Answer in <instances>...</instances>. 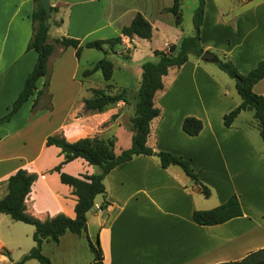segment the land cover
<instances>
[{
	"label": "crops",
	"instance_id": "crops-1",
	"mask_svg": "<svg viewBox=\"0 0 264 264\" xmlns=\"http://www.w3.org/2000/svg\"><path fill=\"white\" fill-rule=\"evenodd\" d=\"M186 2L193 12L196 7L195 0L180 1L182 23L178 27L167 11L172 0H50L51 7L57 8V20L61 19L49 29L50 40L66 36L82 45L118 36L137 13L149 23V34L122 37L117 52L110 55L114 68L109 80L103 79L100 70L82 75L102 58L100 51L84 47L77 59L73 47L54 50L48 59V104L41 95L35 111L47 112L48 131L33 150L7 152L4 146L13 132L9 131L13 118L0 123V199L7 192V178L23 169L37 175L25 199L29 214L41 220L59 213L74 218L77 197L54 170L63 155L60 148L45 145L47 136L60 135L68 142L113 137L116 155L128 149L141 64L151 59L155 50L166 51L192 34V15L188 22L184 19ZM34 6L33 0H0V117L22 89L36 60V52L26 50ZM200 38L204 51L230 59L246 74L264 60V0H205ZM43 82L44 78L37 81L38 90ZM162 83L153 100L160 113L150 122L146 144L154 151L188 159L210 194L205 197L179 167L163 168L152 155H137L117 165L104 176L105 192L95 196L86 213L87 234L92 241L98 238L103 263L221 264L264 249V141L252 110L241 111L229 127L223 124V116L240 102L234 80L213 60L190 55L179 68H170ZM122 88L129 90L128 102L120 100L101 112L84 111L82 99L91 97V89L113 94ZM253 91L264 96V77L254 84ZM34 98H29L23 110ZM189 116L202 122L195 136L182 130V121ZM61 171L78 176L99 169L76 158L63 164ZM232 194L239 199L241 216L212 226L192 220L194 210L213 208ZM33 231V226H21L0 213V249L5 247L22 257L34 246ZM41 251L51 264L92 261L85 237L69 231L58 243L44 241ZM11 261L0 251V264Z\"/></svg>",
	"mask_w": 264,
	"mask_h": 264
},
{
	"label": "trees",
	"instance_id": "trees-1",
	"mask_svg": "<svg viewBox=\"0 0 264 264\" xmlns=\"http://www.w3.org/2000/svg\"><path fill=\"white\" fill-rule=\"evenodd\" d=\"M34 1V10L31 14L32 35L26 45V50L32 49L36 52V60L30 72L27 74L22 89L11 103L6 114L0 117V123L10 121L20 107L26 103L30 97L35 95L32 103L33 113L39 97L47 91L49 85L48 59L57 47L66 49L73 47L75 56L80 57L81 50L85 48L100 51L103 56L90 69L82 71L83 76H87L100 70L104 80H109L114 68V62L110 58L111 54L117 52V48L122 43V37H132L138 35L147 37L149 34V23L144 17L137 13L131 24L122 29L121 35L107 39L87 41L80 45V41L66 36L49 39V29L57 26L61 19L53 18L57 12L56 7H51L50 15L47 17L46 11L39 0ZM181 0H172V5L167 9L174 16V23L180 27L182 14L180 8ZM205 0H197V6L192 15L193 32L189 36H184L177 44H171L166 51L155 50L153 57L145 60L141 64V80L137 92L134 96V114L130 118V125L133 130L131 146L116 155L113 151V137H84L74 142H68L60 135L47 136L45 145H54L60 148L63 155L62 161L54 167L59 173L60 181L71 187L72 193L76 195L74 207L75 216L70 218L62 213L48 217L44 220L38 219L26 211L25 199L31 185L36 180L37 175L28 173L23 169H18L6 180L7 192L0 199V213L8 215L15 221L30 224L34 227L32 240L34 246L27 251L19 260L11 261L10 264H26L28 260L35 259L40 264H51L50 259L42 251L44 241L58 243L60 236L69 231L76 235H83L87 246L92 253L90 264H104L102 250L98 238L94 241L87 234L86 213L93 207L94 198L98 194L105 192L103 178L117 165L132 159L137 155H152L158 158L163 168L174 165L179 167L184 174L200 189L205 197H208L209 189L198 180V174L193 169L188 159L165 151H154L147 146V137L150 131V122L160 113L159 108L154 106V95L163 88L162 77L168 73L172 67L179 68L193 55L200 58L204 52L200 38V26L204 16ZM213 62L216 66L228 75L235 82V89L240 97L239 104L230 112L223 116V124L229 127L237 115L244 110H252L254 118L258 123L259 134L264 141V96L256 94L253 86L264 77V60H260L256 66L246 74L240 73L233 62L226 57L215 56ZM44 78L42 89H37V81ZM92 95L83 98V109L86 112H101L108 107L122 100L128 102L129 90L122 88L113 94L105 89H91ZM202 129V122L195 117H185L182 121V130L190 135H197ZM76 158L84 159L89 165L98 167L99 172L94 174H82L73 176L61 171L63 164ZM242 215L239 199L236 194H232L225 202L206 210H194L192 220L202 226H212L224 223L232 218ZM1 253L8 256L9 252L5 248L0 249ZM264 249L252 252L240 261H233L221 264H248L250 260L263 252Z\"/></svg>",
	"mask_w": 264,
	"mask_h": 264
},
{
	"label": "rangeland",
	"instance_id": "rangeland-1",
	"mask_svg": "<svg viewBox=\"0 0 264 264\" xmlns=\"http://www.w3.org/2000/svg\"><path fill=\"white\" fill-rule=\"evenodd\" d=\"M196 5L197 6V0H195ZM196 8V7H195ZM192 6L191 4L188 2L185 3L184 6V19L185 22H188V18L190 17V15H193V11H192ZM57 14H53V18L57 19ZM46 92H44L41 96V99L43 100V102H45L44 104H48V98L46 97ZM40 99V97H39ZM38 99V100H39ZM30 101V99H29ZM29 101L22 106V108L18 111L17 114L12 116V125L11 127H9V131H11V129L13 130L12 135L10 134L8 136V138L6 139V143L4 146V151L7 152H17V151H21V150H33L36 145L39 143L41 136L48 131L49 129V123H47V112L45 111H41V113H33L32 110V104L30 103L29 108H26L23 110L24 107H26L27 104H29ZM33 102V100H32ZM40 105V103L38 104V106ZM37 106V107H38ZM6 114V113H4ZM3 114V115H4ZM2 115V116H3ZM10 121L8 122H11ZM14 125V128H13ZM17 125H20L19 127H15ZM23 125V128L21 129V126ZM30 142V144H29ZM117 152V150H116ZM119 153V152H117ZM45 155V153H44ZM94 168H97L96 166H93ZM71 175V174H70ZM82 175V174H79ZM78 175V176H79ZM98 197V196H96ZM96 203V202H95ZM95 212V211H94ZM16 221V224H19L21 226H25V227H32V225L27 224V223H23V222H19ZM93 229V228H92ZM21 235H25V231L21 230ZM5 248V247H3ZM6 249V248H5ZM8 250V249H7ZM10 250H8L9 252ZM18 254V252H9L8 257L11 258V260L13 261H17L21 258V256ZM15 259V260H14ZM35 264H40L39 262L35 261ZM248 264H264V251L260 252L259 254H257L256 256H254L250 262Z\"/></svg>",
	"mask_w": 264,
	"mask_h": 264
},
{
	"label": "water",
	"instance_id": "water-1",
	"mask_svg": "<svg viewBox=\"0 0 264 264\" xmlns=\"http://www.w3.org/2000/svg\"><path fill=\"white\" fill-rule=\"evenodd\" d=\"M41 5L43 6V8L46 11V15L47 17L50 15L51 12V4H50V0H39ZM215 55L209 51H204L200 58L202 60H207V61H212L214 59Z\"/></svg>",
	"mask_w": 264,
	"mask_h": 264
},
{
	"label": "built area",
	"instance_id": "built-area-1",
	"mask_svg": "<svg viewBox=\"0 0 264 264\" xmlns=\"http://www.w3.org/2000/svg\"><path fill=\"white\" fill-rule=\"evenodd\" d=\"M107 207L109 206V205H106ZM102 209H100V208H98V211H101Z\"/></svg>",
	"mask_w": 264,
	"mask_h": 264
}]
</instances>
